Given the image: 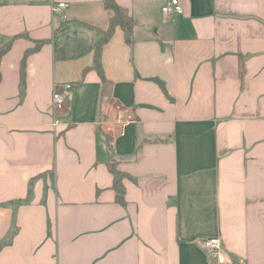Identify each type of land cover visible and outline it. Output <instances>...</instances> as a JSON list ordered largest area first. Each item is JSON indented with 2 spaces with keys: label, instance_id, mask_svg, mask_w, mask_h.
<instances>
[{
  "label": "crops",
  "instance_id": "crops-1",
  "mask_svg": "<svg viewBox=\"0 0 264 264\" xmlns=\"http://www.w3.org/2000/svg\"><path fill=\"white\" fill-rule=\"evenodd\" d=\"M115 1L104 86L103 0H0V264H264V0Z\"/></svg>",
  "mask_w": 264,
  "mask_h": 264
},
{
  "label": "trees",
  "instance_id": "trees-1",
  "mask_svg": "<svg viewBox=\"0 0 264 264\" xmlns=\"http://www.w3.org/2000/svg\"><path fill=\"white\" fill-rule=\"evenodd\" d=\"M104 7L110 11L111 15L109 18L108 27L105 30L97 29V35L94 42V50H93V62L91 65V69H94L98 72L101 82L104 86L107 84V80L103 74L102 64H101V50L104 43L110 38L113 34L114 30L117 27H120L125 34L126 43L131 45L132 44V27L134 24V19L128 14V12L121 7L115 0H103ZM42 41H36V49ZM11 44V40L6 42L4 45L0 46V60L2 55L9 49ZM29 51L24 53L21 62V71L23 72V68L25 65V60ZM21 83H23V74L21 75ZM117 160L111 155L106 163L109 172L112 174V188L115 191V198L118 203L121 205L125 204L124 198V186L122 184V179L126 176L125 173L120 171L117 167ZM34 178L30 179L28 182V189L26 193V197L24 199H18L16 201H10V204H21L27 202L31 198L32 194V185H33Z\"/></svg>",
  "mask_w": 264,
  "mask_h": 264
},
{
  "label": "built area",
  "instance_id": "built-area-1",
  "mask_svg": "<svg viewBox=\"0 0 264 264\" xmlns=\"http://www.w3.org/2000/svg\"><path fill=\"white\" fill-rule=\"evenodd\" d=\"M65 6L64 2H60L53 7L54 11L60 10L62 7ZM162 12L167 15H175L181 14L183 12V8L178 0H168L162 7ZM70 88V85H66L65 89H61L55 87L52 93V100L54 103L55 108H61L65 103L66 98V90ZM59 122V120H55V123ZM204 245L206 246L208 253L211 258H213L216 263H224L226 262L225 254L222 250L220 241L217 237L209 238L204 241Z\"/></svg>",
  "mask_w": 264,
  "mask_h": 264
}]
</instances>
